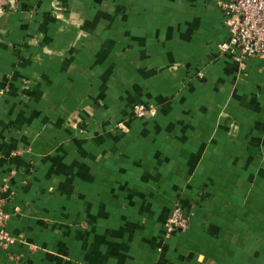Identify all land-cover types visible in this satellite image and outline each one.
<instances>
[{
	"label": "crops",
	"instance_id": "1",
	"mask_svg": "<svg viewBox=\"0 0 264 264\" xmlns=\"http://www.w3.org/2000/svg\"><path fill=\"white\" fill-rule=\"evenodd\" d=\"M222 1L0 0V264H264V57Z\"/></svg>",
	"mask_w": 264,
	"mask_h": 264
},
{
	"label": "built area",
	"instance_id": "2",
	"mask_svg": "<svg viewBox=\"0 0 264 264\" xmlns=\"http://www.w3.org/2000/svg\"><path fill=\"white\" fill-rule=\"evenodd\" d=\"M223 23L228 31V39L218 44L222 53L243 64L249 57H264V0H224L221 2ZM143 104H135L133 111L137 116L145 113ZM3 196L0 191V246L12 245L16 238L9 234L3 224L7 214L2 210ZM188 217L179 206H174L165 221L168 233L187 226Z\"/></svg>",
	"mask_w": 264,
	"mask_h": 264
},
{
	"label": "rangeland",
	"instance_id": "3",
	"mask_svg": "<svg viewBox=\"0 0 264 264\" xmlns=\"http://www.w3.org/2000/svg\"><path fill=\"white\" fill-rule=\"evenodd\" d=\"M135 104H143L144 106H145V113L144 114H142L141 116H137L135 113H134V111H133V107H134V105ZM135 104H133V106H132V113H133V115L135 116V117H138V118H140V117H144L147 113H152L153 112V108H151V107H149L148 105H146V104H144V103H142V102H137V103H135ZM174 206H179V205H174ZM173 206V207H174ZM180 207V206H179ZM181 208V207H180ZM182 210V209H181ZM183 212V211H182ZM184 213V212H183ZM185 214V213H184ZM187 217H188V215L187 214H185ZM168 217V216H167ZM189 218V217H188ZM167 219V218H166ZM165 232H166V235H170L171 233H168L167 231H166V228H165Z\"/></svg>",
	"mask_w": 264,
	"mask_h": 264
}]
</instances>
